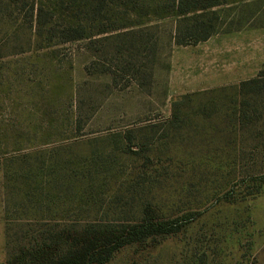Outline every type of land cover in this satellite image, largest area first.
<instances>
[{"label": "rangeland", "instance_id": "1", "mask_svg": "<svg viewBox=\"0 0 264 264\" xmlns=\"http://www.w3.org/2000/svg\"><path fill=\"white\" fill-rule=\"evenodd\" d=\"M176 2L0 0V264L51 227L143 217L182 224L105 264H264V115L240 120L232 32L264 1L207 9L217 33L187 45Z\"/></svg>", "mask_w": 264, "mask_h": 264}, {"label": "trees", "instance_id": "2", "mask_svg": "<svg viewBox=\"0 0 264 264\" xmlns=\"http://www.w3.org/2000/svg\"><path fill=\"white\" fill-rule=\"evenodd\" d=\"M223 4H226L225 0H177L174 10L181 18L174 37L175 43L187 45L204 41L217 33L212 20H205L204 16L207 9ZM62 34L66 40L87 37L79 27H67ZM238 90L240 95H246V98L241 99L240 120L260 119L264 115V106L262 111L254 107L250 116L243 104L248 105L250 98H254V104L258 103L257 99H264V71H260L255 78L241 81ZM181 219L155 220L143 217L135 222L76 221L61 224L57 229L48 228L33 243H20L15 252L9 254L5 264H105L118 249L126 245L175 232L182 224Z\"/></svg>", "mask_w": 264, "mask_h": 264}, {"label": "crops", "instance_id": "3", "mask_svg": "<svg viewBox=\"0 0 264 264\" xmlns=\"http://www.w3.org/2000/svg\"><path fill=\"white\" fill-rule=\"evenodd\" d=\"M239 1L256 2V1H264V0H239ZM250 21L251 20H249V22ZM249 22L245 24L242 28L235 29L232 31L233 33H237V32L241 33L242 31L244 35L242 44L245 47L246 55L244 56V59L243 61L240 62V64L243 65V70L244 72L248 73V76L242 78L241 81L255 78L257 77L260 71H264V21L257 24L255 23L251 24ZM256 39L258 41V57H257L258 59H257V63L255 64L256 65L255 70L257 71V73L255 75H251L250 73L253 70V68L250 67L254 65L253 63H255V60H252L254 58V54H251L252 53L251 51L252 48L255 47L252 44L256 41Z\"/></svg>", "mask_w": 264, "mask_h": 264}]
</instances>
